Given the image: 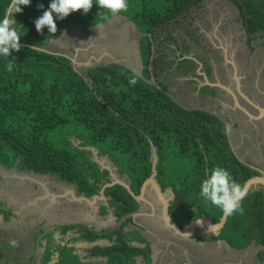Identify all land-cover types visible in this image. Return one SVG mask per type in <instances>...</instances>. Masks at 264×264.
Masks as SVG:
<instances>
[{"label": "trees", "instance_id": "16d2710c", "mask_svg": "<svg viewBox=\"0 0 264 264\" xmlns=\"http://www.w3.org/2000/svg\"><path fill=\"white\" fill-rule=\"evenodd\" d=\"M208 1L128 0L127 11L112 15L93 0L87 14L74 12L63 20L53 14L55 34L46 27L38 33L34 23L52 0H31L29 6H22V12L14 15V27L21 34L20 51L0 56V166L56 176L92 197L112 181L109 171L93 160L88 150L93 148L98 158L113 163L120 177L128 178L133 194L139 196L153 174L155 149L157 182L163 193L172 189L175 194L170 211L183 217L184 225L205 214L214 216L218 224L221 209L200 196L206 173L221 166L241 187L261 174L232 150L229 136L224 134L227 120L207 110L185 107L173 96L166 80L170 75H165L174 66L176 77L196 76L197 64L186 58L191 50L182 47L176 31L182 29L196 41L190 13ZM225 1L236 8L248 49L264 48V43H258L264 40V0ZM9 3L0 0V20ZM118 16L128 17L144 36L140 49L146 71L142 76L120 64H108L91 67L86 77L69 58L42 51L52 39L76 27L104 25ZM172 47L179 53L176 60L167 55ZM9 60L14 64L11 72L7 70ZM132 77L135 85L129 83ZM181 162L187 173L183 177L176 176L179 172L175 170V164ZM105 195L120 217L138 210L137 201L121 185L106 188ZM240 209L242 212L228 217L223 230L255 242L262 249L259 259L263 261L264 189L248 193ZM122 231L115 233L118 241L110 250L126 264L130 260L125 257L136 252ZM99 238L100 234H89L90 240Z\"/></svg>", "mask_w": 264, "mask_h": 264}, {"label": "crops", "instance_id": "0c3cea01", "mask_svg": "<svg viewBox=\"0 0 264 264\" xmlns=\"http://www.w3.org/2000/svg\"><path fill=\"white\" fill-rule=\"evenodd\" d=\"M127 24L132 26L128 22ZM95 28L76 27L52 39V49L48 47L46 50L69 58L76 67L78 62L76 58L69 56L63 40L69 34L80 35L81 30ZM142 37L144 36L137 42L139 47L125 49V58L118 59L122 62L113 61L105 65L120 63L134 69L130 55L134 54L137 63L142 59ZM112 40L113 36L104 51L110 53ZM54 46L61 53H57ZM61 46H65L67 50H62ZM252 61L254 70L257 71V60ZM142 64L143 61H140L136 69L138 73L142 71L143 75L144 71H140ZM95 66L86 67V77L88 70ZM248 73L244 75V79L245 76L248 78ZM239 80L236 81V91L244 99L243 102H246L241 104L238 101L236 106L250 120L258 122L261 118L252 117L248 107L262 112L260 109L264 107V102L259 93L264 81H253L254 91L246 94L242 87L247 86L248 81H242V77ZM220 84L218 86L221 87ZM224 89L228 88L224 86ZM222 107L224 108L223 105H218V108ZM221 117L231 126L232 134L238 128V123L230 114L224 113ZM228 136L230 139V135ZM88 150L92 152L93 160L103 170L109 171L111 183L115 179L130 184L128 178L118 175L117 168L108 158H98L97 150ZM170 190L172 189L164 193L172 202ZM100 192L88 197L80 194L74 185L62 182L56 176L0 166V264H124L126 261H120L110 250L118 241L115 233L121 229L122 233L128 235V246L136 252L133 257H125V260H130L128 264H264V260L259 259L262 249L255 242L246 241L240 233L223 230L224 227L214 233L216 231L211 226L217 224L214 216L209 214L200 217L202 224H196L190 236L178 235L164 223L162 201L154 188L147 189L143 199L137 201L138 210L126 217L118 215L110 198L105 195V190L104 197ZM169 214L180 229L192 222L184 225L183 217L170 209ZM90 233L100 234L101 238L90 240Z\"/></svg>", "mask_w": 264, "mask_h": 264}, {"label": "rangeland", "instance_id": "374dc122", "mask_svg": "<svg viewBox=\"0 0 264 264\" xmlns=\"http://www.w3.org/2000/svg\"><path fill=\"white\" fill-rule=\"evenodd\" d=\"M128 13L130 14L131 12L129 11ZM190 17L191 18H189V21L193 24V28L197 31L196 41L191 40L189 36L183 32L182 29H178L176 31V37L180 39V43L183 44L182 47H189L191 50L190 56L192 57H204V59L198 58L201 60L199 66H202L204 64L209 65L213 62V59L216 57V55H218L220 58V62H222L224 66H226L227 73L230 72L229 67H227V63H232L234 66L233 68L236 71L235 75L237 79L239 80L240 77H242L243 81L244 75H246V73L250 70H248L249 56L247 53L249 49L247 46H245L244 30L236 20V8L225 0H209L200 8L192 11L190 13ZM187 25L185 26L186 28H188ZM127 28L133 30V28ZM81 32L82 33L80 35L69 34L65 36V40L63 41L68 50L65 46H61V48L62 50L66 49L72 59L76 58V61L78 62L76 69L80 71L82 70L81 72L84 75L86 73L85 71L87 69V66L90 67L95 65H105L106 63H110L113 61L122 62L119 61L118 58L112 53L104 51L106 46L111 42V38L115 33H119L123 36L127 34L130 37V39H127V43L133 41L134 46H137V42L139 41L138 36L136 34H133V32L128 31L123 23L119 20H114L110 24H105L104 26H101L99 28L91 30H81ZM119 43H123V41L119 40ZM48 47L51 48V43ZM258 50L260 51H257V63H255V66L257 68V71L259 72V70L264 67V58L260 56V53L262 52L263 54L264 51L262 48ZM55 51H58L57 53H61L56 48ZM96 53L98 55H96ZM122 66L127 68V66L125 65ZM133 68L137 71V67L133 66ZM231 76L232 73H229V77L224 78L225 81H230ZM255 81H264V78L258 76ZM172 85H176L177 92L180 91V93H182V91L186 89V86L184 84L180 85L175 80H172ZM233 86L234 85L230 84V86L225 87L230 89ZM180 87L183 88V90L179 89ZM175 97L189 109L197 108L212 111V103L203 105L202 100H200L199 98L197 99V96H195L194 94H190L184 97H180V95L179 97ZM241 107H244V105H242ZM246 134L250 140L253 139L254 135L252 133ZM261 134L263 135V137L259 145L260 148L264 146V130H261ZM231 137L234 147L240 152L241 156L239 157L243 161H246V158L248 157L254 158L256 160L260 159V149L256 147H250L243 140L242 144H240L238 131H233ZM53 140L57 141L56 139ZM181 165H183L182 162L176 163L175 170L176 173L179 172V174H177L176 176L183 177L187 173L183 171V167Z\"/></svg>", "mask_w": 264, "mask_h": 264}, {"label": "flooded vegetation", "instance_id": "af4514ba", "mask_svg": "<svg viewBox=\"0 0 264 264\" xmlns=\"http://www.w3.org/2000/svg\"><path fill=\"white\" fill-rule=\"evenodd\" d=\"M116 20H119L120 22H122L123 25L126 27V29L128 31L133 32V34H136L139 39L141 36H143L137 30H135L132 26H130V28L132 27L134 31L132 29H128L127 27H129V25L124 20V18H120V19H116ZM244 35H245V46H246V34H244ZM127 39H130V37L127 34L125 36H123L119 33H115L113 35V40H112L113 45L110 46L109 50H110V53H112L113 55L118 57L119 60H123L125 58L124 53H125L126 48L132 49L134 47L133 41L127 43ZM119 40L123 41V43H119ZM258 43L259 44L264 43V40L259 41ZM260 48H262L264 51V48L262 46H260L257 49H255L254 52H251L250 50H248V52H247L248 56H249L248 57L249 63H250V68H249V64H248V70L249 69L250 70L248 73V78H246V76H245V79L243 81H248L247 82L248 85L247 86L244 85L242 87L243 92L246 94L248 91L249 92L254 91V85L252 84V82L255 81V79L258 78V76L259 77L261 76L262 78H264V67H262L258 72L256 70H254V64L252 61L253 59L257 60L256 54H257V51H260V50H258ZM204 52H206V51H204ZM167 55L169 56V58L171 60H176L179 53H177L176 50H174L172 47ZM130 56H131V60H132L131 63L133 64V66L138 67V64H140V61L142 63L141 58L139 59V62L137 63L134 54H131ZM260 56L262 58H264V53L262 54V52H261ZM190 57H186V58H189V59L194 58L193 60H195V63H197V67L195 69V75L196 76H189L187 78L176 77L175 74H173L174 73L173 72L174 66H171L170 70L168 69L169 71H165L166 72L165 75H170V77L166 78V80L169 83V85L171 86V92H172L173 96L179 97V95H180V97H184V96H187L190 94H194L195 96H197V99L199 98L200 100H202L203 105H206L207 103H209V104L212 103V105H211L212 111H209V112L216 113L219 116H221L224 113L230 114L233 117V119L236 121V123H238V125H239L235 131H238L240 144H242V140H243L250 147H252V148L256 147V148L260 149L261 156H260L259 160L248 157V158H246V161H243V162L249 164L254 169H256L260 173L264 174L263 173L264 172V146H262L261 148L259 146L261 141H262V137H263V135L261 134V130H264V115H261L262 112L260 113V111H254L253 108L248 107V109H249L248 111L251 112L252 117L254 116L255 119L261 118V120L256 122L257 120H253V121L250 120L240 110V108L238 109L237 102L239 101V103L244 104V102H246V101L243 102L244 99L241 98L236 91L237 77L235 75L236 71L233 68L234 67L233 64L227 63V65H228L227 67H229V70H230L229 73H232V76H231L230 81H225L224 78L229 77V73H227L226 66H224V64L222 62H220V58L218 55H216V57L213 59V62L208 65V67L210 69L209 70L210 75H208L207 69L205 68L206 67L205 65L199 66V63H201L200 59H202V58L204 59V57H202V56L201 57L200 56H198V57L190 56ZM198 58H200V59H198ZM141 70L145 71V67L143 66V64L140 65V71ZM149 70H151V69L149 68ZM256 73H258V74L256 75ZM171 74H173V75H171ZM172 80H175L180 85L184 84L186 86V89L183 90V88L180 87L179 89L183 90L182 93H180V91L177 92L176 85H172ZM177 80H183V81H177ZM260 80H262V79H260ZM220 83L222 84V86H230V84H232L234 86L229 89L231 92H228L227 89L225 90L224 88L218 86ZM207 88H209V89H207ZM203 89H206L207 92H202ZM211 90H213L214 94H212ZM259 96H260L261 100L264 102V85L260 89ZM220 104L223 105L224 108L223 107L221 109L218 108V105H220ZM193 109H197V108H193ZM262 109L264 110V107ZM203 110H205V109H203ZM255 115L257 117H255ZM255 124H257V125L255 126ZM246 133H252L254 135L253 139L250 140L247 137ZM231 136H232V134H230V140H231ZM242 137H243V139H242ZM231 141H230V143H231L232 150L235 152L237 157L241 156L240 152L238 151V149L236 150L233 142H231ZM241 161H242V159H241ZM262 188L264 189V187H262Z\"/></svg>", "mask_w": 264, "mask_h": 264}, {"label": "clouds", "instance_id": "9594fccd", "mask_svg": "<svg viewBox=\"0 0 264 264\" xmlns=\"http://www.w3.org/2000/svg\"><path fill=\"white\" fill-rule=\"evenodd\" d=\"M31 0H10L5 10V15L0 20V56L9 57L12 51H20V32L14 25L16 20L14 15L22 12V6H29ZM100 9H105L112 15H118L127 11L128 0H95ZM40 7H43L42 5ZM93 7V0H52L49 9L43 12V15L35 20V28L38 33L46 27L51 34L57 32V25L54 21V15L63 20L71 13L82 11L89 13ZM100 15V12L97 14ZM14 64L11 60L7 63V70L12 71ZM136 78L129 79L131 85H135ZM231 126L225 125L224 134L230 135ZM200 196L212 205L221 209L224 217H229L237 211H241L240 201L246 196V190L236 182L230 172L221 166L212 168L206 173V178L200 185ZM197 224L202 221L196 219ZM179 235L181 234L177 231ZM190 236V235H189Z\"/></svg>", "mask_w": 264, "mask_h": 264}, {"label": "water", "instance_id": "95a60500", "mask_svg": "<svg viewBox=\"0 0 264 264\" xmlns=\"http://www.w3.org/2000/svg\"><path fill=\"white\" fill-rule=\"evenodd\" d=\"M118 18H124L126 19V21L128 23H130L132 25V27H134L137 31L138 29L136 28L135 24L126 16H118L117 18H113L111 19L108 23H111L113 22L114 20L118 19ZM107 23V24H108ZM105 25V24H104ZM99 26H102V25H97L96 27H99ZM92 28H95L92 27ZM246 34V33H245ZM139 47V46H137ZM42 51L44 52H47V53H50L49 51H47L46 49H43ZM138 54H139V48H138ZM139 56V55H138ZM128 69L132 70L133 72H135L137 75L139 76H142V72L138 73L136 70L134 69H131L129 67H127ZM221 87L224 88V86H222V84H220ZM229 92H231L229 89H227ZM237 105H238V102H237ZM260 109V108H259ZM262 112H264L263 109H260ZM152 159H153V174L152 176L143 184L142 188H141V193L139 196H135L131 190V187H130V184H126L124 182H121V181H118V180H115L108 184V185H105L104 188H103V191L100 192L101 195L104 197V190L106 188H109V187H112L114 185H121L122 187H124L128 192L129 194H131L134 199L136 201H140L141 199H143L146 191L148 188H154V190L156 191V193L158 194V196L161 198V201H162V205H163V210H162V213H163V221L164 223L172 230H174L176 233L177 231L181 234H190V232L192 231V229L195 227V225L197 224L196 223V220H193L188 226H186L184 229H180L178 227V225L172 220L170 214H169V207H170V203H171V200H169L167 198V196L165 195V193H163L161 191V188L157 182V179H156V176H157V172H156V166L158 164V157H157V154H156V150L154 149L153 150V155H152ZM261 175L258 176V177H254L252 179H250L249 181H247L245 183V185L242 187V189L246 190V195L250 192H253V191H257L259 190V188H262L264 187V174L260 173ZM171 192V196H172V200H174V192L172 190H170ZM242 201V200H241ZM241 201H240V205L239 207L241 206ZM227 219L228 217H222L220 223H218L217 225H212L211 227H213L214 233H217L218 231H220L221 229H223V227L225 226L226 222H227ZM199 220V219H198ZM201 221H203L202 219H200ZM206 222V221H205ZM178 234V233H177ZM179 235V234H178ZM182 236V235H181ZM183 236H187V235H183Z\"/></svg>", "mask_w": 264, "mask_h": 264}]
</instances>
